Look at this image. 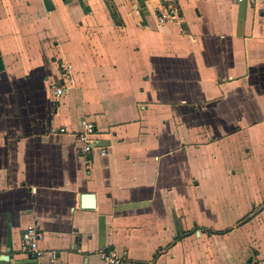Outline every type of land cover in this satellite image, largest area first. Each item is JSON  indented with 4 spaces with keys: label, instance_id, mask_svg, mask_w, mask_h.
<instances>
[{
    "label": "crops",
    "instance_id": "0c3cea01",
    "mask_svg": "<svg viewBox=\"0 0 264 264\" xmlns=\"http://www.w3.org/2000/svg\"><path fill=\"white\" fill-rule=\"evenodd\" d=\"M157 5L0 0V264H264V7Z\"/></svg>",
    "mask_w": 264,
    "mask_h": 264
},
{
    "label": "built area",
    "instance_id": "2783aa9c",
    "mask_svg": "<svg viewBox=\"0 0 264 264\" xmlns=\"http://www.w3.org/2000/svg\"><path fill=\"white\" fill-rule=\"evenodd\" d=\"M258 0H249V2L256 3ZM262 6L264 7V0H261ZM157 8V18L159 22H167V21H174L177 19L178 16V10L174 6V0H158ZM61 70H64L65 72L62 73L61 78V84L54 85V93L55 95L59 96L62 94L64 88L68 86L69 83H71L70 78L66 74V68L65 64H60ZM80 125V131L77 134L78 140L82 143V151L85 153H88L92 150L93 147V134L95 131V125L92 122L86 121L85 119H82ZM61 132L64 131L63 128L60 129ZM38 233L36 232V229L34 227L28 228L22 236L23 240V248L28 253V256L31 259H37L40 256L43 255V252L38 247ZM51 258L50 260L53 262L56 253L50 252ZM105 257V256H104ZM107 259V257H106ZM110 263L116 264L115 260H109Z\"/></svg>",
    "mask_w": 264,
    "mask_h": 264
}]
</instances>
